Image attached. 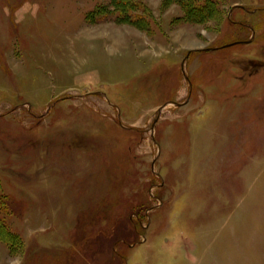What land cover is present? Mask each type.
Here are the masks:
<instances>
[{"label":"rangeland","instance_id":"rangeland-1","mask_svg":"<svg viewBox=\"0 0 264 264\" xmlns=\"http://www.w3.org/2000/svg\"><path fill=\"white\" fill-rule=\"evenodd\" d=\"M110 1L0 0V264H264V0Z\"/></svg>","mask_w":264,"mask_h":264},{"label":"trees","instance_id":"trees-1","mask_svg":"<svg viewBox=\"0 0 264 264\" xmlns=\"http://www.w3.org/2000/svg\"><path fill=\"white\" fill-rule=\"evenodd\" d=\"M188 9V7H187ZM107 11H101V10H96V12H101L103 15H114L115 16V21L116 22H129L137 27H148L147 24V19L146 16L149 18H153L151 12L149 9L141 2L138 0H111L108 8L106 9ZM100 13V15H101ZM2 195V194H1ZM9 204H13V200L9 197L6 196H0V209H6ZM4 211V210H3ZM140 212V213H139ZM140 210H133L129 213L128 215V222L129 226L131 229L135 232L137 237L140 236H145L144 233V228L145 224H143L144 217L142 216ZM84 226L81 225L80 223L77 224V233L73 236V247L76 249L80 248L81 252L84 253L83 256L84 259H93L94 255L96 252L95 250H100L102 247L103 243L105 244L107 239H105L102 235L99 234H93L88 231H86ZM117 235L120 236V234H116V232H113L112 237H117ZM3 236V237H2ZM8 243L9 246V251L10 253L16 252L15 248L18 247V245L21 244V239L16 236L12 232L9 231L7 221L4 218H0V239H2ZM122 242H126L123 239H118ZM140 241H133L132 243H127L126 244H136L139 243ZM113 253L120 255L123 258V263L126 264V258L125 256L119 254L118 251H115L113 246H112ZM69 258V261L71 260L70 256L71 255H66ZM67 258V259H68ZM121 258V259H122ZM76 259L72 258V261L70 264H86L79 259L78 262H75ZM96 261V260H95ZM94 261V262H95ZM96 264H113V261H108L105 263H96ZM120 264V263H116Z\"/></svg>","mask_w":264,"mask_h":264},{"label":"water","instance_id":"water-1","mask_svg":"<svg viewBox=\"0 0 264 264\" xmlns=\"http://www.w3.org/2000/svg\"><path fill=\"white\" fill-rule=\"evenodd\" d=\"M244 42H247V41H244Z\"/></svg>","mask_w":264,"mask_h":264}]
</instances>
